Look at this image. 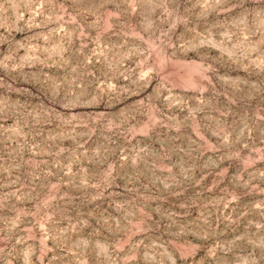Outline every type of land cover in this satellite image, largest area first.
Returning a JSON list of instances; mask_svg holds the SVG:
<instances>
[{
	"label": "rangeland",
	"instance_id": "1",
	"mask_svg": "<svg viewBox=\"0 0 264 264\" xmlns=\"http://www.w3.org/2000/svg\"><path fill=\"white\" fill-rule=\"evenodd\" d=\"M0 264H264V0H0Z\"/></svg>",
	"mask_w": 264,
	"mask_h": 264
}]
</instances>
